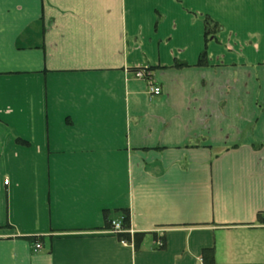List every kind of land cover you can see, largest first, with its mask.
Masks as SVG:
<instances>
[{
  "label": "crops",
  "instance_id": "obj_1",
  "mask_svg": "<svg viewBox=\"0 0 264 264\" xmlns=\"http://www.w3.org/2000/svg\"><path fill=\"white\" fill-rule=\"evenodd\" d=\"M207 249L264 264V0H0V264Z\"/></svg>",
  "mask_w": 264,
  "mask_h": 264
},
{
  "label": "trees",
  "instance_id": "obj_2",
  "mask_svg": "<svg viewBox=\"0 0 264 264\" xmlns=\"http://www.w3.org/2000/svg\"><path fill=\"white\" fill-rule=\"evenodd\" d=\"M205 25H206L205 35L207 37L211 36L212 34H215V32L218 31L220 28L219 25L215 21H212L209 18H207L205 20ZM204 57H205V53L202 54L201 59H200V63L204 62ZM149 69H150L151 73H150V75H148V77H149L148 79H151L152 78V71L154 70V67H149ZM110 227L112 228V221H110ZM122 227L125 230L131 229L129 211H125V213L123 214ZM118 236H119L120 240H125L127 242H131L132 235L129 232L120 233ZM133 236H134L135 245H138L140 242V239L142 238V234H136L135 233ZM35 239L41 240L40 237H36ZM214 255H215L214 249L205 250L204 258H205L206 264H215V256Z\"/></svg>",
  "mask_w": 264,
  "mask_h": 264
},
{
  "label": "built area",
  "instance_id": "obj_3",
  "mask_svg": "<svg viewBox=\"0 0 264 264\" xmlns=\"http://www.w3.org/2000/svg\"><path fill=\"white\" fill-rule=\"evenodd\" d=\"M151 71L149 69V67H140L135 71V75L137 78H141V79H148V75H150ZM151 80V79H148ZM150 86H151V93L155 94V95H159L162 92L161 87L153 84V82H150ZM112 231L114 233H116L117 235H119L120 233H124V232H129L131 235H133V231H131V229L129 230H125L122 227V218H120L119 220H114L112 221ZM121 242L125 245L129 244V242L125 241V240H121ZM37 249L41 248L40 244L36 245Z\"/></svg>",
  "mask_w": 264,
  "mask_h": 264
},
{
  "label": "rangeland",
  "instance_id": "obj_4",
  "mask_svg": "<svg viewBox=\"0 0 264 264\" xmlns=\"http://www.w3.org/2000/svg\"><path fill=\"white\" fill-rule=\"evenodd\" d=\"M150 89H151V86H150Z\"/></svg>",
  "mask_w": 264,
  "mask_h": 264
}]
</instances>
